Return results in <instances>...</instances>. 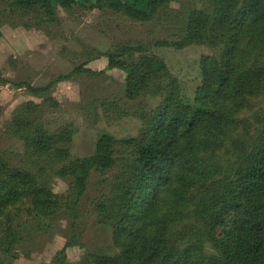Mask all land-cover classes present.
<instances>
[{"label":"trees","instance_id":"trees-1","mask_svg":"<svg viewBox=\"0 0 264 264\" xmlns=\"http://www.w3.org/2000/svg\"><path fill=\"white\" fill-rule=\"evenodd\" d=\"M181 1L9 0L8 9L36 27L78 10L148 23ZM199 2L202 7L184 12L175 38L98 53L107 70L124 73L127 100L152 106L140 114L137 134L102 133L89 154H73L79 136L72 124L50 130L43 119L60 106L51 96L56 85L101 74L86 68L95 59L90 51L87 60L45 82L11 81L0 73V87L39 100L19 105L0 130L15 143L10 152L33 167L12 165L0 154V264L18 259L36 235L56 234L63 215L71 239L53 261L65 264V249L78 244L91 175L115 168L93 203L115 252L87 254L84 264H264V108H251L264 96V0ZM193 48L198 53L183 72L160 54ZM191 69L194 75L187 74ZM249 110L252 115L242 118ZM48 174L71 179L68 190L54 192Z\"/></svg>","mask_w":264,"mask_h":264},{"label":"rangeland","instance_id":"rangeland-1","mask_svg":"<svg viewBox=\"0 0 264 264\" xmlns=\"http://www.w3.org/2000/svg\"><path fill=\"white\" fill-rule=\"evenodd\" d=\"M9 0H0V73L11 81H21L30 77L45 82L57 75L70 63L76 65L87 60V54L95 57L86 68L101 72L97 77L81 75L77 79L59 83L51 96L60 105L47 112L43 124L50 130L72 124L78 131V138L73 143L74 155H86L92 150L94 138L102 133L115 137L134 132L137 134L142 122L140 114L148 112L152 101H129L123 96L124 73L119 70H107V60L98 53L115 45L137 42L150 43L158 40H171L177 36L183 14L190 8L202 7L199 0H183L170 6L148 23H140L113 14L107 10L83 11L72 14L61 11L54 25H33V21L8 9ZM94 51V52H93ZM160 54L169 63L181 69L190 66L198 49H191L183 54L172 51ZM187 74L194 75L193 70ZM39 100L28 95L24 90L0 87V130L11 119L16 108L24 102ZM107 101L108 106L101 103ZM113 102V104H111ZM252 111L264 108V96L252 101ZM252 111H246L241 117L249 118ZM125 113V114H123ZM13 142L0 135V154L16 166H30L23 155L16 151ZM119 152L120 149H118ZM6 152V153H4ZM119 168L107 172L104 176L92 174L86 194L81 201L80 216L77 225L78 244L65 249V264H84L87 254L115 251L110 229L97 223L93 203L99 200L106 188L103 179L115 174ZM52 190L65 193L71 179H60L52 174L46 177ZM24 220V216L22 217ZM58 231L49 238L35 236L33 245L25 244L18 259H6L4 264H55L53 259L65 243L70 241L71 233L65 216L57 220Z\"/></svg>","mask_w":264,"mask_h":264}]
</instances>
